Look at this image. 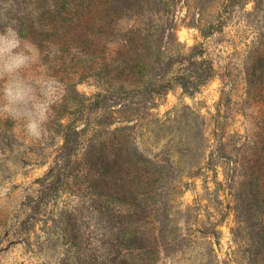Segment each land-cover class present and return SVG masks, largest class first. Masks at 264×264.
<instances>
[{
  "label": "rangeland",
  "instance_id": "1",
  "mask_svg": "<svg viewBox=\"0 0 264 264\" xmlns=\"http://www.w3.org/2000/svg\"><path fill=\"white\" fill-rule=\"evenodd\" d=\"M62 85L0 117V264H264V0H0Z\"/></svg>",
  "mask_w": 264,
  "mask_h": 264
},
{
  "label": "clouds",
  "instance_id": "2",
  "mask_svg": "<svg viewBox=\"0 0 264 264\" xmlns=\"http://www.w3.org/2000/svg\"><path fill=\"white\" fill-rule=\"evenodd\" d=\"M15 18L0 19V117L18 121L26 137L41 140L53 105L62 92L54 77L29 80L27 70L40 60V50L21 36Z\"/></svg>",
  "mask_w": 264,
  "mask_h": 264
}]
</instances>
